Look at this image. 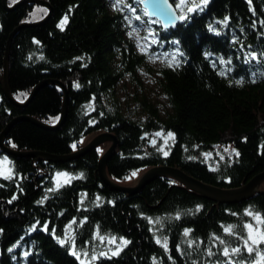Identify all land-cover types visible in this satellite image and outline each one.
<instances>
[{"label": "trees", "instance_id": "obj_1", "mask_svg": "<svg viewBox=\"0 0 264 264\" xmlns=\"http://www.w3.org/2000/svg\"><path fill=\"white\" fill-rule=\"evenodd\" d=\"M44 1L53 8L51 17L42 24L22 27L11 40L9 86L13 97L25 102L37 85L47 81L62 83L68 92L67 115L56 129L21 120L31 117L56 125L62 114L63 90L54 83L44 85L22 107L7 98L0 83V137L19 119L8 130V147L65 156L78 150L81 139L111 133L119 144L107 162V174L119 184L157 166L179 168L221 189L239 188L264 172V76L253 79L251 75L260 68L259 62L245 63L246 52H264V37L259 35L264 25L258 23L264 18V0H253L255 14L248 0H210L203 12L190 13V18L176 28L165 30L159 23L154 24L156 34L166 41L163 45L167 52L176 47L173 40L180 41L178 47L187 63L177 68L165 61L161 63L156 70L157 83L168 107L161 110L147 95L139 96L138 91L136 99L142 110L135 117L124 109L119 86L130 81L137 89L143 88L139 73L149 68V54L141 53L126 37L123 15L111 10L109 0ZM131 1L141 9L140 4ZM172 1L180 13L178 0ZM8 4L15 5L12 0ZM48 13L47 7L31 3L9 11L0 0V80L13 32L22 24L43 20ZM65 14L69 20L61 29L58 25ZM229 14L230 26L225 29L218 20ZM209 23L220 27L221 33L211 32ZM252 23H257L256 29ZM232 35L239 37L238 42L232 41ZM205 52L210 55L205 56ZM221 57L230 63L225 65ZM221 70L228 75L221 76ZM240 76L244 83H235ZM77 81L82 85L79 89L75 87ZM89 104H94V109ZM101 111L103 116L99 115ZM161 129L165 135L156 137L157 144L148 143ZM168 131H174L176 136L167 137L165 143ZM145 132L150 135L145 136ZM73 143L77 144L76 149L72 148ZM229 145L239 149L240 156H229ZM100 147L58 163L9 155L0 147V156H7L23 176L20 179L17 175L13 180L0 177V227L5 229L0 235V264H83V251L91 255L93 250H102L108 244L107 240L95 238L97 224L102 235L126 236L132 243L119 256L102 257L94 264H154L153 256L162 258V264H193L196 259L207 264L213 258L207 257L204 249L214 239L213 232L235 245L240 242L238 237L224 232L225 226L239 225L244 235L245 221L261 227L245 209L251 206L253 211L264 212V184L252 198L238 203H216L169 177H159L140 192L128 194L112 190L101 180L99 162L104 152H100ZM165 150L169 152L167 156L163 154ZM206 151L212 155L205 157ZM190 156L197 158L189 159ZM63 171L72 174L71 183L57 189L56 173ZM17 194L18 198L12 199ZM45 196L44 204L35 203ZM197 205L204 208L197 210ZM177 211L182 213L181 218H175ZM84 216L89 220L82 225ZM147 216L153 221L163 220L159 234L169 238L175 261L156 242L153 229L159 225ZM74 217L79 256L51 234L63 237L67 233L71 237L73 229L66 226ZM44 224L48 231L43 230ZM185 227L194 229L193 239L203 241L196 245L198 253L183 244ZM13 244L17 247L9 252ZM176 245L189 254L181 255ZM24 251L29 252L28 257L23 256ZM247 255L245 252L243 257Z\"/></svg>", "mask_w": 264, "mask_h": 264}, {"label": "snow or ice", "instance_id": "obj_2", "mask_svg": "<svg viewBox=\"0 0 264 264\" xmlns=\"http://www.w3.org/2000/svg\"><path fill=\"white\" fill-rule=\"evenodd\" d=\"M17 0H12V3L15 4ZM121 3V0H117L116 7H119ZM137 4L142 5L144 12L147 15V19H144V16L137 14V9L136 7L133 6L132 3L128 2L127 3V8L131 10V12L135 15L136 20L138 21H143V26L147 28L148 30V37L145 43L140 46V52L141 53H152L149 55V59H160L161 56L159 53H155L152 51L153 46H162L166 41L162 40L156 33L157 29H155L152 25L156 23L162 24V26L167 29L170 26H173L176 24L177 20L181 21H186L190 18V13L194 12H203L207 5L210 3V0H178V7L180 9V14L177 15V8H173L171 4H169L168 0H136ZM248 4L252 7V12L253 14L256 13V9L253 6V0H248ZM123 10V9H121ZM159 16L162 17V20H154L153 17ZM127 19L128 24H132L133 21L131 19ZM69 20L68 14H65L63 18L60 20L58 27L63 29L66 25V23ZM230 20H231V14L227 15L224 18H221L218 20V23L220 25H223L224 28H228L230 26ZM258 23L260 25H264V18L259 19ZM2 27V25H0ZM208 29L216 34L221 33V28L214 26V24L209 23L208 24ZM251 27L253 29L257 28V23H252ZM136 34L139 36V32L137 31V28L133 27L132 31L128 33L129 36H132L133 34ZM259 35L261 37H264V31H260ZM232 41L238 42L239 37L236 35H232L231 37ZM37 43H40V41H36ZM173 45H176L172 49L171 53L164 52L163 53V59L166 62V64L170 67L177 68L183 66V64L187 63L186 59H182L184 56V52L178 45H180V41L178 39L172 41ZM241 48L244 47V45H240ZM251 47V46H249ZM205 56H209L210 53L205 52ZM245 63L247 64H252V62L255 60L259 62L260 68L258 71H253L251 73L253 79H255L258 75L264 76V52H257L255 50L246 52L245 53ZM43 55H41V59H43ZM77 59H82L78 57ZM221 62L224 63L225 65L230 63V60H225L224 57H221ZM213 66H216V61H212ZM221 76H227L228 72L225 70L220 71ZM229 83H233L232 80H229ZM235 83L243 84L244 83V77L240 76L238 80L235 81ZM75 87L77 89L81 88L82 85L80 82L75 83ZM93 101L95 100V95H93ZM88 107H92L94 109V104H89ZM105 113L101 111L99 115L103 116ZM95 122V121H93ZM145 136H149L150 134L148 132L144 133ZM164 130L161 129L157 131L151 139H149L148 143L152 145L157 144L156 137L158 136H164ZM176 133L174 131H168L167 136L165 138V143L167 142V137L175 138ZM247 139V138H245ZM81 143L83 142V139L80 141ZM15 146V145H13ZM198 147V145H197ZM72 148L76 149L77 144L73 143ZM262 151H264V145H261ZM228 152L229 156H232L233 154L235 156H240V151L239 149L236 148H231V146H228V149H226ZM147 154V153H146ZM165 156L169 154L167 150L164 151L163 153ZM203 155L205 157L211 156V152H204ZM197 157H192L190 156L189 159H196ZM221 158H223V154H221ZM4 161H8L9 166L4 169L3 167H0V177H4L7 180H13L14 177L19 175L20 179H23L22 174H18L12 165V162L9 160L7 156H0V165ZM135 174V173H134ZM81 177L84 176V173L79 174ZM60 177H63V183L60 181ZM71 177L72 174L63 171V172H57L56 173V185L57 189L60 187H63L66 184L71 183ZM229 180L232 179V177H228ZM171 183H176V181H171ZM48 191H54V189H48ZM18 194L13 196L12 199H17ZM47 200V196L43 197L42 199L37 200L35 203L37 204H44L45 201ZM81 200L83 201V197H81ZM97 203H99V197L97 198ZM114 204L115 201H112ZM83 206V204H82ZM197 210L204 208V205H197L196 206ZM23 210V209H22ZM190 211V210H189ZM245 213L248 216L254 217L255 221L257 224L261 225V227H257L254 225L252 221H245L243 224V229L246 231V235L241 233L239 225H227L223 228V231L226 233H229L232 236L238 237V240L240 241L239 243H236L235 245L230 244L226 239H222L220 235L217 233L213 232L211 236L214 238L212 239L211 243L204 249V252L206 253L207 257L213 258L207 260V264H264V247H261L264 245V212L260 211H253L251 206L249 208L245 209ZM142 216L145 215V213L141 212L140 213ZM63 215V213H61ZM239 215V213H237ZM182 213L177 211L175 213V218H181ZM147 219L150 222H153L154 224H158V228H154L153 231L157 233L155 235L156 242L158 244H161L163 249L166 250L169 253V258L175 261V257L171 256V247L169 244V238L167 236H162L160 233V228L164 227V222L162 219H157L153 221V217L147 216ZM89 220L88 216H84L83 219L80 221V223L83 225ZM77 222V218L74 217L72 220L68 223L66 226L68 229H73V225ZM39 223V221H37ZM35 230V228H33ZM43 230L48 231V225L44 224L43 225ZM5 232V229L0 227V235H3ZM194 232V229L190 227H185L183 229V233L185 236V239L183 240V244L188 245L190 248L194 249L199 252V249H196V245L198 243H203L202 240L198 239H193L192 238V233ZM55 239L58 241L60 245H69L71 252L74 256H79L80 253L77 251V243H76V233L75 230L73 229L71 237L67 235V233L64 234L63 237L56 235L55 232L51 233ZM95 238L99 239L100 241L107 240L108 244L105 245V247L102 250H93L91 252V255L87 251H83V264H94L95 261H99L102 257H108L111 258V256H119L121 252L124 250L127 245L131 244L132 241L126 237H119L117 238L116 236H105L101 234V227L99 224L95 226ZM219 241V244L217 243ZM90 244L91 241H88ZM115 246V247H113ZM17 245L13 244L12 248H9L8 251L11 252L13 248H16ZM176 248L180 251L181 255H188L185 251L184 248H182L180 245H176ZM247 253V257L244 258L243 254ZM24 257L29 256L28 251L23 252ZM218 256L220 257H225L227 260H223L220 258H217ZM15 259V257H13ZM152 260L154 261V264H162V258H158L156 256L152 257ZM193 264H201V261L199 259H196L193 261Z\"/></svg>", "mask_w": 264, "mask_h": 264}, {"label": "water", "instance_id": "obj_3", "mask_svg": "<svg viewBox=\"0 0 264 264\" xmlns=\"http://www.w3.org/2000/svg\"><path fill=\"white\" fill-rule=\"evenodd\" d=\"M3 2H4L5 9L9 10V11L16 9L17 7H19L25 3L40 4V5L47 7L49 10L48 15L43 20L36 22V23H33V24H22L20 27H18L13 32V34L10 37L9 45H8V49H7V55H6V59H5L4 75L1 78L0 83L2 84L3 91H4L5 95L7 96V98L13 104H15L17 106H22V107L28 105L29 102L32 101V99L34 98V96L36 95L38 90L41 87H43L44 85L54 83L55 85H58L59 87H61V89L63 90V93H64V104H63V109H62V114H61L60 120L58 121V123L56 125L47 124V123L40 121L36 118H31V117L21 118V120L30 121L33 124L40 126L42 128H45V129L59 128L66 119L67 107H68V92L62 83L57 82V81H54V82L47 81V82H43V83L37 85L33 89L29 98L25 102L17 101L13 97L11 90H10V86H9L8 55H9L10 44H11L12 38L15 36L17 31H19V29H21L24 26L39 25V24H42L45 21H47L53 13V8L51 7V5L48 2H46L44 0H20L14 6H9L8 0H3ZM168 2H169V4L172 5L173 8H176L175 5L173 4L172 0H168ZM177 15H179L178 11H177ZM153 19L162 20L163 18L159 17V16H155V17H153ZM181 24H183V21L177 20L176 24L167 28V30L176 28ZM161 26H162V24H161ZM17 121H19V119L13 121L7 127V129L1 134V137H0L1 149L4 152H6L7 154L13 155V156L36 157L39 160H47V161L56 162V163L67 162V161H70L72 159L78 158L79 156L85 154L88 151H91L93 149H97L99 146H101L102 144H104L106 142H111L112 143L111 146L107 149V151L100 158L99 176H100L101 180L104 182V184L109 186L112 190H117V191H121V192L128 193V194H135V193L140 192L147 184L154 181L155 179H157L159 177H169V178H172V179L176 180L177 182H179L186 189H188L192 192H195V193L201 195L202 197L207 198L209 200H212L216 203H238V202L245 201L249 198H252L255 194L260 192V188L264 184V172H262V173L258 174L257 176H255L253 179H251L248 183H245L244 185H242L239 188L221 189V188L206 184V183L202 182L201 180L187 174L186 172H184L183 170H181L179 168L169 167V166H157V167H153V168L148 169L142 175V177L140 178V180L138 181L136 186H123L122 184H119V183L111 180L107 174V162L113 156V154L115 153L116 149L118 148V144H119L118 138L114 134L103 132V133L97 135L86 146L79 148L78 150L72 152L70 155L56 156V155H51V154H47L44 152H38V151H34V152L19 151V150H15V149L8 147L5 144V138L7 136V133H8V130L10 129V127L14 123H16Z\"/></svg>", "mask_w": 264, "mask_h": 264}, {"label": "rangeland", "instance_id": "obj_4", "mask_svg": "<svg viewBox=\"0 0 264 264\" xmlns=\"http://www.w3.org/2000/svg\"><path fill=\"white\" fill-rule=\"evenodd\" d=\"M130 2L133 4L134 7L137 9V14H140L145 17H147L146 13L144 12V9L141 5V9L138 8L137 5H135L131 0H121L120 6L116 7L117 0H109V6L112 11H118L123 15V22H124V29H125V35L127 38H130L133 40V42L136 44L137 49H140V46H142L145 41L147 40V37L149 35L148 30L146 27L143 26V21H138L135 18V15L131 12L130 9L127 8V3ZM135 2V1H134ZM18 3V2H17ZM123 9V10H121ZM127 17L128 19H131L133 21L132 24L127 23ZM154 27V24L152 25ZM133 27L137 28V31L139 32V36H137L135 33L132 36H129L128 33L132 31ZM153 52L159 53L161 58L160 59H148V69H143L139 75L143 84V88L137 89L135 86L130 84V81L125 83H121L119 86V92L118 95L121 97L124 109L129 112L133 117L136 115L141 114V104L136 99L137 92L139 91L138 95L141 96L142 94L147 95L149 99L152 100L154 104L161 110L166 109L168 107L167 101L163 97V95L160 92V89L158 87L157 79V69L161 65L162 62H164L163 59V53L167 52V49L164 45L162 46H153L152 49ZM169 53V52H168ZM151 55L152 53H148ZM101 133L92 134L90 136H87L83 138V142L79 143V148H82L86 146L89 142H91L97 135ZM111 142H106L101 145L100 152L105 153L106 149H108L111 146ZM78 148V149H79ZM9 166L8 161H4L0 167H3L6 169ZM141 172L138 174H135L131 176L128 180H125L121 182L123 186H136L142 175L145 173ZM61 183H63V177H60Z\"/></svg>", "mask_w": 264, "mask_h": 264}]
</instances>
